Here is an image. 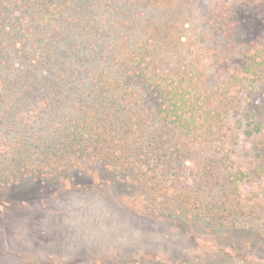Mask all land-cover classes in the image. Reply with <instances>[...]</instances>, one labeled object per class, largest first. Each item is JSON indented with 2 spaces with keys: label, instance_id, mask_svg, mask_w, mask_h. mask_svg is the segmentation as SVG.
<instances>
[{
  "label": "rangeland",
  "instance_id": "374dc122",
  "mask_svg": "<svg viewBox=\"0 0 264 264\" xmlns=\"http://www.w3.org/2000/svg\"><path fill=\"white\" fill-rule=\"evenodd\" d=\"M41 6L0 0V264H264V0H71L58 26L43 25ZM39 31L47 34L40 42ZM142 39L154 41L160 59L168 53L170 66L198 75L199 114L222 117L212 145L193 144L189 154L180 150L182 158L174 153L176 171L152 183L155 191L142 187V195L129 174L104 160L43 176L57 141L70 133L64 120L106 105L100 75L138 53ZM136 94L139 116L160 123L153 101ZM206 156L214 160L212 177L202 173ZM147 167L140 178L155 176ZM183 192L204 208L233 192L244 206L229 223L209 225L176 210L170 198ZM153 193L155 200L146 199ZM73 195L102 196L141 239L111 249L69 247L53 213L56 200Z\"/></svg>",
  "mask_w": 264,
  "mask_h": 264
},
{
  "label": "trees",
  "instance_id": "16d2710c",
  "mask_svg": "<svg viewBox=\"0 0 264 264\" xmlns=\"http://www.w3.org/2000/svg\"><path fill=\"white\" fill-rule=\"evenodd\" d=\"M70 3L71 0H42L37 17H40L45 26H58L60 11ZM2 30L1 28L0 40L6 37ZM38 35V42L47 37V34L40 31ZM151 42L150 44L146 40H140L138 53L116 59L117 67L113 69L114 72L110 74L107 71L100 75L103 91L99 103L105 102L106 105L96 104L94 109H79L80 114L64 120L67 125L62 126V130H70V133L62 135L57 141L59 145L55 144L58 146L51 151V156L44 164L46 168L43 169V176L50 177L72 163L82 166L83 160H104L113 168L129 174L132 185L139 187L138 194L142 195L145 194L140 192L142 187L150 185V189L155 191L152 183H159L158 180L162 182L161 178L169 179L176 171L172 161L174 153L179 152L177 157L182 158L180 150L183 149L189 154L193 144L212 145L210 143L215 131L213 125H220L222 117L219 114H199L201 107L197 105L202 102L196 90L198 75L192 73L187 65L170 66L172 59L167 52V55L164 53L166 56L160 59L162 52L153 40ZM170 48L169 42L166 51ZM249 73L253 78L254 71L249 70ZM130 84L137 86L135 90L138 88V92L144 93L153 101L154 119L160 123L152 125L147 116H139L141 111L136 98L138 92L130 89ZM215 100L212 97L206 102L212 103ZM3 102L4 97L0 103ZM257 129L260 127L256 125L254 130L248 129L245 133L250 136L258 131ZM150 135L152 140L146 142L145 139ZM18 155L17 160H20L21 155ZM211 157L206 156L202 168V173L210 177L215 167ZM22 159L25 160L24 163L31 160L27 156ZM259 159L263 160V154L259 153ZM147 160L152 163L151 166H144ZM217 162L221 163L219 160ZM146 167L148 172L155 175L152 179L140 178L141 173L144 176L147 173L143 171ZM10 169L13 170L12 167ZM232 176L235 178L234 174ZM154 193L146 199L155 200ZM230 194L224 200L207 204V208H204L205 204L200 199L196 205V200L190 193H176L170 201L175 203L176 210H182L193 217L199 215L206 224L216 226L229 223V216L244 206L240 197L233 192Z\"/></svg>",
  "mask_w": 264,
  "mask_h": 264
},
{
  "label": "clouds",
  "instance_id": "9594fccd",
  "mask_svg": "<svg viewBox=\"0 0 264 264\" xmlns=\"http://www.w3.org/2000/svg\"><path fill=\"white\" fill-rule=\"evenodd\" d=\"M54 203L53 214L61 217L59 226L68 234L69 247L85 244L111 249L134 244L142 237V232L100 195H73Z\"/></svg>",
  "mask_w": 264,
  "mask_h": 264
}]
</instances>
